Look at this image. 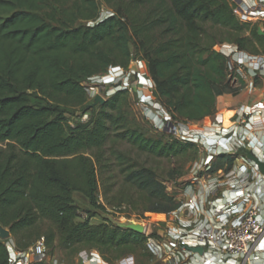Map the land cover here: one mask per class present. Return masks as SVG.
Wrapping results in <instances>:
<instances>
[{"label":"trees","instance_id":"obj_1","mask_svg":"<svg viewBox=\"0 0 264 264\" xmlns=\"http://www.w3.org/2000/svg\"><path fill=\"white\" fill-rule=\"evenodd\" d=\"M101 1L113 15L97 22V0H0V228L17 250L43 238L49 255L94 250L116 264L151 255L146 237L105 222H77L73 195L95 204L99 179L116 169L128 191L104 188L106 203L133 205L142 219H166L178 205L162 179L117 146L126 143L165 160L196 154L197 148L144 131L126 90L101 106L88 105L85 84L110 69L127 70L133 59L142 61L154 95L172 118L201 122L220 110L226 90L231 93L227 59L218 46L264 55V36L241 24L227 0ZM80 110L91 117L71 126L67 114ZM232 162L218 158L211 173L225 163L230 169ZM6 242L0 240V264L10 261Z\"/></svg>","mask_w":264,"mask_h":264},{"label":"built area","instance_id":"obj_2","mask_svg":"<svg viewBox=\"0 0 264 264\" xmlns=\"http://www.w3.org/2000/svg\"><path fill=\"white\" fill-rule=\"evenodd\" d=\"M227 1L241 24L256 27L258 34L264 36V0ZM112 15L111 11L101 8L97 22ZM217 49L227 59L228 80L240 86L243 83L251 92H256L254 82H264V55H252L234 45H220ZM132 62L137 64L139 79L145 81L146 77L149 78L142 61L133 59ZM119 70L110 69L111 73ZM129 74L127 69L111 81L105 77L104 85L106 88L110 86L106 90L107 97L124 90ZM96 78L101 79L95 77L90 82ZM262 100L234 111L228 127L223 123H212L201 133H191L182 123L173 122L166 115L160 116L151 96H141V103L147 107L144 114H149V117H144L155 129L168 130V136L183 143L199 142L207 156L197 176L183 183L175 191L177 195L171 194L178 207L165 219L160 232L150 233L146 223L143 224L147 250L155 258L150 264H263L264 175L246 157L249 152L264 162ZM241 151L244 154L239 157ZM221 157L233 158L231 168L228 169L225 163L211 173V161ZM238 160L241 162L235 165ZM6 246L9 264H68L47 253L43 238L25 250H17L10 239ZM198 248L202 250L201 254L193 252ZM127 257L116 264H134ZM71 264L107 263L96 251L82 250Z\"/></svg>","mask_w":264,"mask_h":264},{"label":"rangeland","instance_id":"obj_3","mask_svg":"<svg viewBox=\"0 0 264 264\" xmlns=\"http://www.w3.org/2000/svg\"><path fill=\"white\" fill-rule=\"evenodd\" d=\"M97 1L99 4L102 3L101 0ZM102 8H104L103 5ZM228 45L231 44H223V47H227ZM131 49L133 48L131 47ZM136 65L137 64L135 62L130 63L128 70L131 74H129L130 76L125 81L123 88L128 93L129 108L135 122L144 131L152 136H158L163 133V135L165 134V136L168 137L170 133L168 130L164 131L162 129H155L152 123L147 118H145L149 117V114H144L146 110L145 108L147 107L143 103H141L142 95H148L154 99V105L156 108H158L159 114H161L160 116L166 115L168 118H171L173 122L178 121V123H182L191 133H201L202 131L206 130L204 129L205 127H208V125L211 126L212 123H223L225 127H228L231 123L230 118L234 115V111L240 108L250 107L264 98V82L255 81L254 86H256L257 91L251 92L248 89V86L241 87L234 81H231V93H228L229 91L226 90V95L224 94L221 98L218 99V106L220 110L214 116L205 118L201 122L185 123L183 121L173 119L172 116L167 112L163 102H161L154 95V88L152 87V83L149 78L146 77L145 81L139 79ZM121 75L122 70H119L115 73H111V71L109 70L105 76L101 77V79L96 78L92 82L87 83L85 87L87 88L88 93H90L88 105H92L94 103V98L96 95L100 96L104 100H107L109 98L107 97L106 90L110 86L106 88V86L104 85L106 83L105 77H109L107 81H111L116 76ZM145 84H147L148 86H146ZM263 101L264 100H262V102ZM66 117L68 123L71 126H75L78 123H86L91 117V113H85L82 110L73 111L67 114ZM193 145H195L197 148L196 154H194L193 152H189L181 157L172 160L154 159L146 155L139 154L136 150L130 148V146H128L126 143L118 144L117 148L120 151L128 154L131 159L138 161L141 165L153 168L156 171L157 175L162 179L166 192L169 193L170 196L171 194L175 196L177 195L175 191L179 190V187L183 183H186L194 178V176H197V171H199L200 168L203 167V163L206 161L207 156L205 151L203 150L202 145L199 142ZM241 155L243 154H238L239 157ZM238 161L235 165L241 162L240 160ZM211 162L212 165L215 163V161ZM205 178H208V175H206ZM99 181L101 183V192L99 193L95 204H90L79 194L73 195L74 204L79 209V219L76 220L77 222H82L86 219H89L90 225L92 226H96L105 222L109 225L124 229L143 227V224L146 223V226H148L150 233L160 232L165 223V218L151 217L142 219L136 216L134 212L131 211L133 209V205L131 207L124 205L119 208H112L106 203L105 198L102 194L104 188H113V193H116V191L118 190L124 189L122 184V177L120 176L118 170H108V172H106L105 175L102 176V180L99 179ZM124 190L128 191V189ZM111 195L112 194H110V196ZM128 195L133 198L137 197V195H134V193L132 192ZM53 255H55L59 259H63V261H65L66 263L71 264L74 262L76 253L68 255L67 252L54 251ZM150 256L155 259L152 254L144 256L140 253L129 257L132 259L134 264H147Z\"/></svg>","mask_w":264,"mask_h":264},{"label":"water","instance_id":"obj_4","mask_svg":"<svg viewBox=\"0 0 264 264\" xmlns=\"http://www.w3.org/2000/svg\"><path fill=\"white\" fill-rule=\"evenodd\" d=\"M105 103V100L101 98L100 96L96 95L94 98V103L92 104V107H95L97 105H103ZM246 157L249 161H252L260 171L262 175H264V162L259 161L256 157L251 155V153L247 152ZM133 231L142 234L143 229L142 227H133ZM10 234L7 230L0 228V240H9L10 239ZM193 252H196L198 254H201L202 250L200 248L194 249Z\"/></svg>","mask_w":264,"mask_h":264},{"label":"crops","instance_id":"obj_5","mask_svg":"<svg viewBox=\"0 0 264 264\" xmlns=\"http://www.w3.org/2000/svg\"><path fill=\"white\" fill-rule=\"evenodd\" d=\"M263 258H264V256H263ZM264 260V259H263ZM262 263L264 264V261H262Z\"/></svg>","mask_w":264,"mask_h":264},{"label":"bare ground","instance_id":"obj_6","mask_svg":"<svg viewBox=\"0 0 264 264\" xmlns=\"http://www.w3.org/2000/svg\"><path fill=\"white\" fill-rule=\"evenodd\" d=\"M132 222V221H131Z\"/></svg>","mask_w":264,"mask_h":264}]
</instances>
